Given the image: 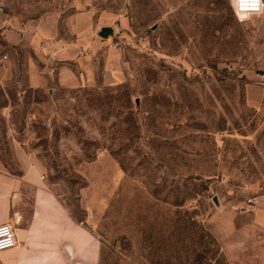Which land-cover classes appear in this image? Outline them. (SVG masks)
<instances>
[{"label": "rangeland", "instance_id": "rangeland-1", "mask_svg": "<svg viewBox=\"0 0 264 264\" xmlns=\"http://www.w3.org/2000/svg\"><path fill=\"white\" fill-rule=\"evenodd\" d=\"M91 11L81 66L0 35L6 171L41 178L97 241L98 264H264L247 204L264 196V12L238 20L230 0H0V24L54 17L69 41L71 18Z\"/></svg>", "mask_w": 264, "mask_h": 264}, {"label": "crops", "instance_id": "crops-1", "mask_svg": "<svg viewBox=\"0 0 264 264\" xmlns=\"http://www.w3.org/2000/svg\"><path fill=\"white\" fill-rule=\"evenodd\" d=\"M93 12L78 13L70 20L69 33L72 39L58 37L57 22L47 17L30 23H12L8 26L2 19V41L9 47L22 42L30 43L38 59H56L81 66L87 61L82 50L92 43ZM103 16L96 22L101 23ZM2 79L8 72L3 60ZM42 73L31 68L29 87H41ZM29 170V169H28ZM41 183L31 171L16 178L10 175L0 160V224L8 223L16 235L15 248L0 253V264H98V243L86 229L76 224L61 207L54 195L36 187ZM32 185L33 199L25 200L23 188ZM31 187V186H30ZM251 208L250 227L264 231V196L254 198ZM249 227V229H250Z\"/></svg>", "mask_w": 264, "mask_h": 264}, {"label": "built area", "instance_id": "built-area-1", "mask_svg": "<svg viewBox=\"0 0 264 264\" xmlns=\"http://www.w3.org/2000/svg\"><path fill=\"white\" fill-rule=\"evenodd\" d=\"M230 6L233 15L238 19H249L252 17L261 16L264 12V0H260L257 10L242 9L240 7V0H230ZM6 60L4 56L0 60V68H2V61ZM248 206L254 204V198L247 200ZM16 246V235L12 226L8 223L0 224V253L11 250Z\"/></svg>", "mask_w": 264, "mask_h": 264}, {"label": "clouds", "instance_id": "clouds-1", "mask_svg": "<svg viewBox=\"0 0 264 264\" xmlns=\"http://www.w3.org/2000/svg\"><path fill=\"white\" fill-rule=\"evenodd\" d=\"M260 0H240V7L242 9L257 10Z\"/></svg>", "mask_w": 264, "mask_h": 264}, {"label": "water", "instance_id": "water-1", "mask_svg": "<svg viewBox=\"0 0 264 264\" xmlns=\"http://www.w3.org/2000/svg\"><path fill=\"white\" fill-rule=\"evenodd\" d=\"M103 32H109V29H103Z\"/></svg>", "mask_w": 264, "mask_h": 264}, {"label": "trees", "instance_id": "trees-1", "mask_svg": "<svg viewBox=\"0 0 264 264\" xmlns=\"http://www.w3.org/2000/svg\"><path fill=\"white\" fill-rule=\"evenodd\" d=\"M234 16V15H233Z\"/></svg>", "mask_w": 264, "mask_h": 264}]
</instances>
